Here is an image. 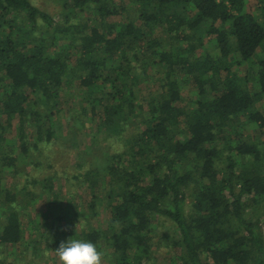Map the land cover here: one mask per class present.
<instances>
[{"label": "trees", "instance_id": "trees-1", "mask_svg": "<svg viewBox=\"0 0 264 264\" xmlns=\"http://www.w3.org/2000/svg\"><path fill=\"white\" fill-rule=\"evenodd\" d=\"M54 1L58 20L0 0V264H60L69 238L102 264H160L162 247V264H264V0ZM72 87L81 104L64 108ZM71 132L78 150L110 140L87 166L76 150L86 208L52 190L67 167L7 186L2 172L52 168Z\"/></svg>", "mask_w": 264, "mask_h": 264}, {"label": "rangeland", "instance_id": "rangeland-1", "mask_svg": "<svg viewBox=\"0 0 264 264\" xmlns=\"http://www.w3.org/2000/svg\"><path fill=\"white\" fill-rule=\"evenodd\" d=\"M34 5L38 6L40 9H44L46 10L48 13L51 14V16L54 18V20H58L59 19V6L58 3H56L54 0H30ZM250 5L252 8L255 9L256 12H259L257 6H256V0H250ZM133 13H130V15H132ZM159 31V30H158ZM157 31V36L160 37L161 39H165L166 37V32L165 31ZM214 47H209V50H213ZM185 85V90H184V94L186 97H189L193 94V90L194 88L190 85V80L185 81L184 83ZM141 88L139 89V95L140 97L145 100L146 98H150V95L153 93V89L146 87V85H141ZM76 91V87H72L71 89L65 90L62 92L61 97H60V101L61 104L64 108H68V107H78L81 104V99H79V95H77L75 93ZM76 94V95H75ZM146 102V101H145ZM257 107L262 110V112H264V97L260 98L257 103H256ZM88 122V128L90 129H86L87 135L88 133H90V131L93 129H96V123L98 122V119L95 118L93 119V117H89V120L87 119ZM133 126H131L132 129ZM84 131V130H83ZM73 135L72 132L70 134H68L66 136L65 139L60 140L58 143H56L53 148L51 147L49 153H52L50 156H48V158H52V168L46 167L45 165H47V163H43V164H39L37 166H31L29 165H20L19 168L22 169V173L19 174H14L12 173V171L9 172H2V176H3V180L4 182L7 184V186L10 185H15V184H22L24 181V175L25 173H29L32 174L33 176H36L38 178H43L44 176H47V174H50L52 170L57 169V171L61 172L64 170L65 167H67V169L65 170L64 175H62V172L59 173L57 176V178L53 179V188L52 190L54 192H57L58 194V198H60L62 205L64 208V210H68V208L70 207L68 204L70 203V201L76 202L77 204H80L82 207L86 208L85 206V200H83V198L86 196L87 192L83 189V187L80 185L78 186L76 184L75 179H71L69 180L70 177V173L73 172V170L76 168V170L82 172L84 169L83 168H79L77 169V164L75 163V159H76V150L80 151L81 150V156L82 157H78L81 161H84V166H87L86 163L89 160V157L94 153V151H96V154L99 155V157L95 160H99L101 158L100 156V149L102 148V146L109 145L110 140H108L107 142H105V140L101 141V146L99 145V143H97L96 145H94V150L92 152L89 151H84L83 148L79 147V150L77 149L76 146L72 145V139H73ZM81 135V134H80ZM258 135V133L256 134ZM76 140H77V144H79L80 146L84 147V138L82 136L77 137L76 134ZM112 147H118L119 145L117 144H113ZM53 149V151H52ZM78 171V172H79ZM69 180V181H68ZM104 201V200H103ZM102 201V203H103ZM63 210V211H64ZM67 212V211H66ZM65 212V217L64 219L67 221L69 220V217L67 216V213ZM104 212V211H103ZM102 212L101 217L99 219H95L96 224L100 225V226H105V216L104 213ZM64 222V221H63ZM262 222H264V220H262ZM68 226L70 225V222L66 223ZM159 230L160 232L163 231H168V229H171V226L168 225L166 222L164 223H160L159 225ZM165 241L170 242L169 240H166V238H163V243H165ZM163 243H161V245H163ZM7 246L1 248L2 250V254H0V261L1 259L3 260L4 257L7 254ZM17 252L20 250V246H18L16 248ZM170 253V248L167 247H162L160 248V250L156 253V257H157V261L162 264L165 261V258L167 255H169ZM46 260V257L44 258ZM3 264H6V261H3ZM19 264H25V262L22 261V263ZM38 264H42V263H38Z\"/></svg>", "mask_w": 264, "mask_h": 264}, {"label": "clouds", "instance_id": "clouds-1", "mask_svg": "<svg viewBox=\"0 0 264 264\" xmlns=\"http://www.w3.org/2000/svg\"><path fill=\"white\" fill-rule=\"evenodd\" d=\"M60 264H102L105 253L90 241L69 238L55 250Z\"/></svg>", "mask_w": 264, "mask_h": 264}]
</instances>
